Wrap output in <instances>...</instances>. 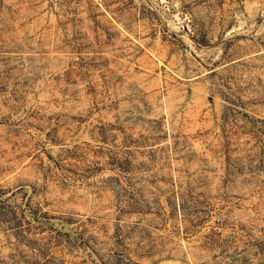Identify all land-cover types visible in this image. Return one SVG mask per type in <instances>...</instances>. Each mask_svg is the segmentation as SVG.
I'll use <instances>...</instances> for the list:
<instances>
[{
    "label": "rangeland",
    "instance_id": "1",
    "mask_svg": "<svg viewBox=\"0 0 264 264\" xmlns=\"http://www.w3.org/2000/svg\"><path fill=\"white\" fill-rule=\"evenodd\" d=\"M0 264H264V0H0Z\"/></svg>",
    "mask_w": 264,
    "mask_h": 264
}]
</instances>
